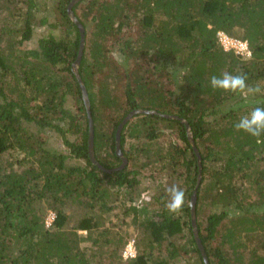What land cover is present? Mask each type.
Wrapping results in <instances>:
<instances>
[{
  "label": "trees",
  "instance_id": "obj_1",
  "mask_svg": "<svg viewBox=\"0 0 264 264\" xmlns=\"http://www.w3.org/2000/svg\"><path fill=\"white\" fill-rule=\"evenodd\" d=\"M72 1L56 0L38 17L35 0H0V264H103L107 255L117 256L111 264H178L189 254L197 260L188 264H205L191 221L199 164L186 124L201 156L196 217L209 264H264V137L234 127L264 107V91L245 98L210 86L213 75L229 72L264 90V0H82L73 7L85 28L78 73L91 103L95 157L112 172L90 158L89 117L73 72L81 35L68 14ZM46 25L38 47L24 48ZM218 32L247 41L251 59L225 51ZM137 110L158 114L140 113L126 124L121 151L128 164L113 171L123 163L117 130ZM163 123L177 141L153 152ZM49 131L67 153L49 148ZM13 151L23 157L4 163ZM159 163L169 170V186L185 192L179 216L167 210L166 192L138 201L140 176ZM120 195L129 204L123 214L142 228L129 261L119 253L127 236L100 219ZM71 207L83 213L75 219ZM49 211L56 215L50 228Z\"/></svg>",
  "mask_w": 264,
  "mask_h": 264
},
{
  "label": "rangeland",
  "instance_id": "obj_2",
  "mask_svg": "<svg viewBox=\"0 0 264 264\" xmlns=\"http://www.w3.org/2000/svg\"><path fill=\"white\" fill-rule=\"evenodd\" d=\"M56 0H35V3L37 4V8L39 10L38 13V17H41L43 15V13H45L47 10H50V8L52 7L53 2H55ZM25 9V7H24ZM50 32L49 26H41V27H37L35 29V33H34V37L31 41L27 42L25 44L26 49L28 48H37L38 47V41L45 35H47ZM58 34L59 31H58ZM111 55L112 57L116 60V62H118L119 64L124 63V57L122 56V54L117 50V48H112L111 51ZM71 104V103H70ZM108 116L109 113L107 112L105 114V118L104 120L107 122L108 120ZM108 123V122H107ZM161 130H163L164 135L162 137H160V139H158L155 143L152 144V149L155 150L153 152H156L157 150H166L171 142L177 141V135L175 133V130L172 129H168L167 124H161ZM33 131H36V128H33ZM45 138H47L48 141V146L50 149H54V150H58L60 152H65L67 153V149L64 147L63 142L60 138V136L52 131L46 132L45 133ZM71 140H75L76 138L74 136H70ZM133 143H135V146L138 145V141H132ZM144 144V141L140 142V146ZM23 157L22 154H20L18 151H13L8 153V155H4L3 158V162L6 163L8 159L13 160V159H21ZM73 163V162H72ZM20 164H15V168H17V170H21L22 168H28L29 165L24 164V165H20ZM161 165L162 164H157L154 165V167H148L147 169H145L143 171L142 176H140V180L142 181V184L139 187V192L142 194L140 200H142L143 202H153L152 200H154V198L156 196H159L161 193H165V189L164 186L166 185H170L169 180L170 178H168V174H169V170H160L161 169ZM171 175V174H170ZM176 177V176H175ZM162 190V191H161ZM167 193V192H166ZM165 193V194H166ZM168 195V194H166ZM137 197V198H139ZM125 197H122V195L118 196L116 198V203H114V209L112 212H110L109 214H106V218L104 216H101V221L105 222V227H107L110 231L113 232V234H115L116 232L121 234L123 233V235L127 236V244L121 248L120 250V254H122L123 259L125 261H129L131 259H125L124 258V252H125V248L127 247V245L132 242V241H136L138 239H140V235H141V231L142 228L135 225L133 223L132 220V216L131 215H124L123 213L125 212V209L127 206H129L128 202H126L124 205L122 204L123 199ZM191 204V203H190ZM157 207L158 205L154 204L150 206L151 210H155V212L157 211ZM207 212L209 213L212 209L209 207H206ZM49 211L46 218L48 217V215L50 214ZM68 212L70 214H72V216L76 219L78 217V215H80L83 213L82 211L77 210V208L71 207ZM81 235L85 236L86 232H81ZM187 238V237H186ZM183 238L180 243L181 244H185L187 242V239ZM249 248L246 249V256L249 255V250L252 249V245L251 243H248ZM135 248L138 254V250H137V245L135 242ZM114 249V248H113ZM105 250V249H104ZM194 257H191V256ZM108 256V255H107ZM105 258L103 264H111L114 262H117V256L110 258L107 257ZM191 258V259H190ZM192 258H194L195 260H197V255L196 254H189V256H182L176 259V261L178 262V264H188L189 261H192ZM122 264V263H121Z\"/></svg>",
  "mask_w": 264,
  "mask_h": 264
},
{
  "label": "clouds",
  "instance_id": "obj_3",
  "mask_svg": "<svg viewBox=\"0 0 264 264\" xmlns=\"http://www.w3.org/2000/svg\"><path fill=\"white\" fill-rule=\"evenodd\" d=\"M210 86L214 90L224 92L239 93L242 97L247 98L249 94L261 93L259 85L250 87L247 83L245 74H235L222 72L219 76L213 75L210 78ZM237 131H243L252 137H264V107H254L248 114L240 117L234 125ZM165 191L169 196L166 208L169 213L179 216L186 204L185 192L178 185L173 184L166 186Z\"/></svg>",
  "mask_w": 264,
  "mask_h": 264
},
{
  "label": "water",
  "instance_id": "obj_4",
  "mask_svg": "<svg viewBox=\"0 0 264 264\" xmlns=\"http://www.w3.org/2000/svg\"><path fill=\"white\" fill-rule=\"evenodd\" d=\"M82 0H73L72 3L69 5L68 8V14L70 16V18L72 19V21L77 25V27L79 28L80 31V35H81V43H80V48H79V54H78V58L75 62V64H73V72L76 75V78L78 79V82L80 84L81 90H82V95H83V99L87 108V112H88V117H89V124H90V135H89V153H90V158L92 160V162L96 165H98L102 170L104 171H108V172H112L110 170H106L105 168H103L98 161L96 160L95 157V149H94V122H93V118H92V114H91V103L89 100V96H88V92L87 89L84 85V82L82 81L79 73H78V68L80 66L81 63V59L84 53V48H85V44H86V35H85V28L84 26L81 24V22L77 19V17L75 16V14L73 13V7L79 3ZM140 113H151V114H158L157 112H145L142 110H137V111H133L130 114H128L125 119L123 120V122L120 124L118 130H117V136H116V151L118 156H120V158L122 159L123 163L122 165L117 168L114 169L113 171L116 170H121L124 169L126 167V165L128 164V160L126 157L123 156V153L121 151V134H122V130L123 128L126 126V124L137 114ZM161 117L164 118H168V119H178V117H174V116H170V115H163V114H159ZM187 128H188V137H189V141L192 145V148L194 149L197 157H198V164H199V175H198V180H197V185L196 188L194 190V193L192 195L191 198V221H192V227H193V231H194V236L195 239L197 241L198 247L201 251L203 260L205 262V264H209V260L207 257V254L205 252V249L201 243V240L199 238V232H198V226H197V217H196V204H197V193H198V189L200 187L201 184V180H202V167H201V156L199 153V150L195 144V141L192 137V134L189 132V125L186 124Z\"/></svg>",
  "mask_w": 264,
  "mask_h": 264
},
{
  "label": "built area",
  "instance_id": "obj_5",
  "mask_svg": "<svg viewBox=\"0 0 264 264\" xmlns=\"http://www.w3.org/2000/svg\"><path fill=\"white\" fill-rule=\"evenodd\" d=\"M218 42L221 47L227 52H234L243 60H249L252 57V53L247 41H244L239 38L231 37L225 32H218L217 34ZM56 219L54 212H50L48 217L45 220L46 227L50 228L53 225V222ZM137 257V251L135 248V242H130L125 248L124 258L125 259H134Z\"/></svg>",
  "mask_w": 264,
  "mask_h": 264
}]
</instances>
